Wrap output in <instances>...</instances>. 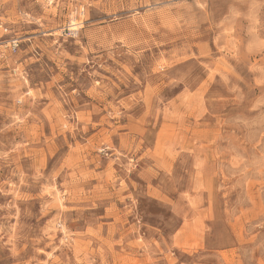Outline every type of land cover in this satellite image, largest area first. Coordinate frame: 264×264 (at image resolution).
<instances>
[{
  "label": "rangeland",
  "instance_id": "obj_1",
  "mask_svg": "<svg viewBox=\"0 0 264 264\" xmlns=\"http://www.w3.org/2000/svg\"><path fill=\"white\" fill-rule=\"evenodd\" d=\"M0 264H264V0H0Z\"/></svg>",
  "mask_w": 264,
  "mask_h": 264
},
{
  "label": "built area",
  "instance_id": "obj_2",
  "mask_svg": "<svg viewBox=\"0 0 264 264\" xmlns=\"http://www.w3.org/2000/svg\"><path fill=\"white\" fill-rule=\"evenodd\" d=\"M16 48H17V42H14L13 43V50H16Z\"/></svg>",
  "mask_w": 264,
  "mask_h": 264
}]
</instances>
